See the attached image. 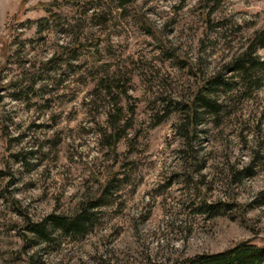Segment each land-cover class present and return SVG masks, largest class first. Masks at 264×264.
<instances>
[{
	"label": "rangeland",
	"instance_id": "obj_1",
	"mask_svg": "<svg viewBox=\"0 0 264 264\" xmlns=\"http://www.w3.org/2000/svg\"><path fill=\"white\" fill-rule=\"evenodd\" d=\"M262 29L264 0H0V264L264 246V72L229 67ZM213 75L219 111L186 138ZM97 197L84 234L45 222Z\"/></svg>",
	"mask_w": 264,
	"mask_h": 264
},
{
	"label": "trees",
	"instance_id": "obj_2",
	"mask_svg": "<svg viewBox=\"0 0 264 264\" xmlns=\"http://www.w3.org/2000/svg\"><path fill=\"white\" fill-rule=\"evenodd\" d=\"M54 5L52 2L48 3L45 5L44 10L52 12V6ZM148 30L151 31L149 27ZM262 47H264V29L256 31L246 48L229 64L232 72L238 73L246 83H253L258 73L264 72V60L257 55L258 50ZM226 84L220 78V75H213L203 86L198 88L195 98L187 107L186 120L181 124L184 137H194L191 134L197 129L196 126L201 120V115L207 111L213 113L219 111L215 100V91ZM111 141L112 148L115 149L119 141V135L116 133L111 135ZM3 175L4 171L0 169V178ZM99 200H101L100 197L89 199L85 205L71 214L51 213L45 217V222L47 225L51 224L53 228L59 229L66 235L84 234L88 231V224L93 219L90 208L97 206ZM226 205L220 204L214 206L213 204H209L206 206L210 212H213L214 208H218L220 212L223 208H226ZM31 228L36 232L38 237L39 235L48 236L46 228L40 224ZM165 264H264V246H259L250 240H245L220 252L195 254L185 259H175Z\"/></svg>",
	"mask_w": 264,
	"mask_h": 264
}]
</instances>
